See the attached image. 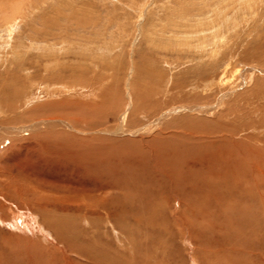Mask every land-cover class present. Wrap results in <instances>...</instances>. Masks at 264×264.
<instances>
[{"label":"rangeland","instance_id":"1","mask_svg":"<svg viewBox=\"0 0 264 264\" xmlns=\"http://www.w3.org/2000/svg\"><path fill=\"white\" fill-rule=\"evenodd\" d=\"M178 82L182 90L174 86ZM145 83L156 92L164 90L156 93L158 99L173 96L175 102L163 109L161 119L145 112L143 133L189 115L207 120L203 128L226 125L243 141L254 136L251 142L264 151V0H0V264H93L86 254L68 253L42 214L32 212L36 206L31 204L37 209L42 204L23 200L26 189L16 196L18 189L11 188L15 182L30 185L41 195L45 192L48 202L66 194L85 197L81 214H72L79 227L72 234L88 242L85 250L108 256L110 264H197L195 257L208 247L226 249L221 252L225 256H201L199 264H224L230 259L233 264H264V235L259 237L264 234V187L258 194L251 179L249 188L256 198L245 193V183L230 176L218 193L225 191L221 205L215 201L205 205L204 200L193 205L196 215L185 216L194 217L193 234L188 225L173 222L183 205L166 199L162 203L171 213L164 211L160 221L172 224L171 232L155 223L159 213L151 226L135 218H120L117 224L103 207L90 210V199L103 193L95 188L100 183L85 178L73 165L57 167L61 159L49 154L36 138L51 125L63 129L64 120L76 125L73 133L89 139L120 134L130 121L134 95ZM194 94L202 95L197 102L180 100ZM106 95L113 97L111 108L119 110L118 116L99 119L88 108L76 107L94 104L99 109L95 103ZM16 102L23 105L19 113L34 107L69 111L67 116L44 114L39 121L48 126L32 130L29 127L39 121L8 122L17 113L8 107ZM69 103L74 107H67ZM94 124L95 129L89 128ZM144 177L138 184L150 188ZM102 179L109 182L105 176ZM56 184L72 189L63 193ZM108 190L104 198L123 197ZM144 191L135 190L141 194L134 196L136 205L152 203L148 200L153 195ZM259 198L261 204L255 203ZM247 206L260 213L258 221L252 215L248 220L243 210ZM210 212L212 223L207 220Z\"/></svg>","mask_w":264,"mask_h":264},{"label":"bare ground","instance_id":"2","mask_svg":"<svg viewBox=\"0 0 264 264\" xmlns=\"http://www.w3.org/2000/svg\"><path fill=\"white\" fill-rule=\"evenodd\" d=\"M147 77H149V75H147ZM151 79L154 81L158 80L159 82V79L156 77L151 76ZM164 81L165 80H162L160 83L161 86L164 84ZM181 85L182 82H178L174 86L182 90L183 88ZM140 86L142 88L134 95L135 103L132 112L129 115L130 121L126 124V128H124L118 135L112 133L113 135L111 136H98V134H94L95 136L92 137L93 139H89L75 134L76 132L73 133L71 130L74 131L76 125L70 121L67 122L64 120L61 122L64 127L63 129L53 127V125L48 126V122L43 123L44 121H39V119L47 113L51 115L56 114L67 116V112L69 111L68 108H63L64 110H57L55 108L50 112L46 107H34L31 110L28 108V111L23 110L19 113L20 106L23 105L21 104L18 106L16 102V104L8 107L9 111L17 112L8 122L19 124L32 122L34 120L39 121L33 124L35 126L29 127L32 130L45 128V125L48 126L49 129L38 135L36 138L43 143L44 148L49 154L52 156L55 155L56 159H61L60 163H58L59 166L57 165V167L61 168L73 165L77 169L83 171L85 178L93 179V181L100 183L98 186L96 185L97 187L95 188L103 193H97L98 196L96 198L90 199V210H93L94 212L98 207H103L108 211L109 216H111L112 220L117 224L121 222H117L120 218L121 220L135 218L136 222L139 224L145 222L147 225L151 226L153 221L151 219H157L156 216L159 213V221L158 219L154 220L155 223L161 225L160 227L163 228V231L171 232L170 229L172 224L169 226L160 221L166 215L164 211L168 212V209L164 207L162 203V201L164 202V199H166L169 201L173 200V202L175 201V204L180 202L179 205H183V212L180 210L181 213H177L176 217L173 218V222L175 226L184 225L185 227V224L188 225L189 234H193L196 226L195 220L193 219L194 217L186 220L185 216H190V213L196 215V212L194 211L195 207L192 208V206L198 204L201 200L205 201V205L211 201L218 202L221 205L223 200L221 197L225 198V191H222L221 194L218 193L222 187L227 185L228 181L230 182V176L233 178L236 177L235 179L245 183L243 187L245 193L251 192V188H249L251 182L258 194L262 191L261 186L264 187V151H262V148L258 147L259 145L257 142H251V140H256L254 136L249 140L246 138V140L244 139L245 141H243L240 136L238 138L234 132L228 130V128L225 127L226 125L223 126L220 123V129L210 128L208 126L207 128H203L204 125L202 126V124L204 122L206 123L207 120L203 119L204 122H202V120L189 115L177 116L171 121L164 122L160 127L158 126L160 122L156 123L155 125L158 127L151 130L150 133L145 134L143 133L145 125L142 123L141 119L142 116L145 115V112L157 115L159 118L163 114V109L167 110L172 106L175 100L171 95V97L166 99H158L156 96L164 93V90L161 91L157 89L156 92V88L149 84ZM132 94L133 93H131V95ZM201 96L202 95L194 94L191 97L186 96L180 100L183 102H192V100L193 102H197ZM112 98L113 97H108L106 95V98L103 99L106 103L103 106V101L95 103L100 105L99 109L95 108L94 104L89 106L79 105L78 103L76 107L77 109L80 108L78 110H84V107L88 108L87 110L92 113L91 115H96L99 119H103L101 117L102 115L118 116L119 110L115 111L111 108ZM67 107H74V105L73 103H69L67 104ZM208 111H210L209 108ZM112 122L116 123V121ZM95 126V124L90 125L89 128L95 129ZM116 128L117 127H115V129ZM104 168L106 169L105 171ZM107 170H109V173H106ZM104 176L109 182L102 179ZM142 176H145L144 181H147L148 187L150 183V188H147V185L142 186L141 184H138L139 178ZM249 179H251V182H249ZM154 183V186L151 185ZM151 186L154 190H151ZM55 187L60 189L63 193H69V189H72L71 185L69 188L68 185H57ZM11 188L18 189V193H14L16 196L22 195L21 190L26 189V195L23 196V200H29L36 203L39 202L38 204H42V207L40 204L39 207L41 208L38 209V205L35 203V205L31 204L32 207L36 206L32 209V212H39L42 214L43 222H45L46 225L58 235L61 243L63 241L66 244L62 243L68 253H75L81 257L86 254L89 263L110 264L107 261L109 260L108 256L94 251L85 250L86 242L72 234V232L79 228L78 224L73 221L72 214H74V216L81 214V201H85V197H82L81 195L72 197L66 194L64 196H54V198L51 199L52 202H48L43 198L45 192H42L41 195L31 188L30 185H25L24 183L21 185L19 182H15V184H11ZM138 188L140 191L143 189L145 190V193L148 192L151 196L153 195L148 200L152 203L149 204L147 200H141L146 201L147 203L136 205L133 200L136 194H140V192H135ZM107 189H115V191H119L123 197L104 198V196L111 191H107ZM156 194L158 195L157 198L160 199L156 198L155 200L153 198ZM255 194L253 196V192H251V198H256ZM15 195H11V197L17 199ZM77 199L79 201H77ZM261 200L263 201V198H259V202L255 199V203L261 204ZM160 206L162 207L159 208ZM226 208L227 207L222 209L226 211ZM243 210L248 214V220L251 215L254 218L253 220L256 219L257 221L261 217L260 213L258 214L254 206L253 209L252 206H247ZM28 214L31 213L27 212V215ZM214 214H216V212ZM210 215L211 218L207 220L212 223L214 218L213 212H210L209 216ZM234 216L238 217L239 215ZM250 227L253 229L259 228L253 224H251ZM236 229L237 228L234 226L233 231H236ZM224 232L225 231H222V233ZM259 233H261V231ZM263 235L264 234L261 233L259 234V237ZM193 236L194 240L198 239L195 234ZM223 250L226 251V249L223 248L220 251H217L208 247L206 248V251H203L204 254H201V256L206 258L212 257L213 259L216 256L218 259L219 256L220 258L225 256L221 254V252H224ZM198 252L199 251H197V253ZM201 256L200 258L198 256L195 257L197 260L199 259V263H203ZM230 260H227L224 264H233L232 262L230 263ZM199 263L197 262V264Z\"/></svg>","mask_w":264,"mask_h":264}]
</instances>
